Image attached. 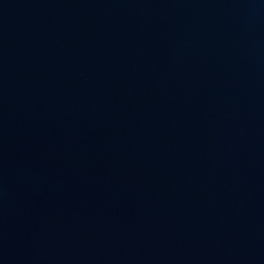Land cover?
I'll return each instance as SVG.
<instances>
[{
  "label": "water",
  "instance_id": "95a60500",
  "mask_svg": "<svg viewBox=\"0 0 264 264\" xmlns=\"http://www.w3.org/2000/svg\"><path fill=\"white\" fill-rule=\"evenodd\" d=\"M0 264H264V0H0Z\"/></svg>",
  "mask_w": 264,
  "mask_h": 264
}]
</instances>
